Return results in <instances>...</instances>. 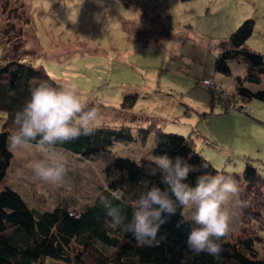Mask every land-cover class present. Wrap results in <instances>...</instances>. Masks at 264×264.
Returning <instances> with one entry per match:
<instances>
[{
    "label": "rangeland",
    "instance_id": "obj_1",
    "mask_svg": "<svg viewBox=\"0 0 264 264\" xmlns=\"http://www.w3.org/2000/svg\"><path fill=\"white\" fill-rule=\"evenodd\" d=\"M248 18L255 25L247 44L264 54V0H0V66L26 63L60 85L74 86L90 106L102 110L101 127L128 126L134 136L131 142L113 141L106 155L81 158L63 152L71 169L64 185L38 181L30 162L40 153L13 150L8 139L13 156L0 190L18 192L38 212L58 205L82 210L107 186L108 176L116 178L106 171L114 157L140 161L154 156L157 137L151 133L141 139L138 131L149 121L133 122V114L157 117L165 133L191 136L219 171L241 173L250 162L264 174V100H245L241 108L230 104L226 110L212 91L221 86L219 93L236 98V77L246 76L245 63L231 61V76L216 73L210 43ZM203 80L215 84L204 86ZM244 86L264 90V76L259 84ZM128 94H137L136 103L122 108ZM5 117L0 111V131ZM241 194L229 205L230 241L254 236L253 246L263 257L264 215L249 212L250 220H243ZM182 216L191 220L187 209ZM225 255L227 264H251L234 248ZM44 264L56 263L47 259Z\"/></svg>",
    "mask_w": 264,
    "mask_h": 264
},
{
    "label": "trees",
    "instance_id": "obj_2",
    "mask_svg": "<svg viewBox=\"0 0 264 264\" xmlns=\"http://www.w3.org/2000/svg\"><path fill=\"white\" fill-rule=\"evenodd\" d=\"M254 25L253 19H245L226 38L210 43L215 53L213 68L216 73L231 76V61L239 64L243 61L246 67L244 79L236 77V91L233 92L236 98L229 99V93H219L221 86L212 88L213 97L225 105L226 110L230 104L241 108V102L245 100H264V90L252 91L244 86V82L259 84L260 76H264V54H259L262 60L255 64L246 58L248 53H255L247 44ZM43 82L54 87L61 86L44 71L26 63L11 61L0 66V111L6 113L0 131V181L13 156L7 142L8 137L17 130L15 114L30 99L31 90ZM136 100L137 94L125 95L121 107L131 108ZM155 118L135 114L130 118L133 122L149 121L138 132L143 140L151 133L156 135L154 156L167 154L173 160L179 157L193 166L196 171L190 173L186 181L192 186H195L197 177L204 173L216 175L219 172L232 176L241 185L243 220H250L251 214L264 215V174L250 162L245 163L241 173L217 170L203 158L191 136L165 133L157 125L158 118ZM133 140L128 126L123 125L118 129L100 127L90 136L82 135L67 143H57L55 147L81 158H90L110 153L108 146L113 141ZM149 165V160L114 157L106 169L107 172H115L116 178L110 179L108 176L107 186L99 193L111 199L110 190L119 191L121 199L113 203L123 209L128 221L131 220L136 199L144 191L145 181L162 189L166 187L160 183L159 174L152 175L154 166ZM182 209L177 205L175 215L165 216L167 222L161 226L157 237L163 236L164 240L158 247H141L130 233L109 226V218L99 203L98 195L92 204L75 212L63 205L38 212L30 208L18 192L4 187L0 190V264H44L47 259L56 264H227L225 254L232 248L239 255L249 256L251 264H264V256L259 257L253 246L254 236L249 235L234 241H230L229 236L217 241L223 249L219 261L206 252L194 254L187 246L193 224L182 216Z\"/></svg>",
    "mask_w": 264,
    "mask_h": 264
},
{
    "label": "clouds",
    "instance_id": "obj_3",
    "mask_svg": "<svg viewBox=\"0 0 264 264\" xmlns=\"http://www.w3.org/2000/svg\"><path fill=\"white\" fill-rule=\"evenodd\" d=\"M215 84V83H214ZM74 86L54 87L47 82L31 90L30 99L22 110L15 114L16 131L8 137L10 148L25 150L35 148L40 158L30 162L34 177L43 183L64 185L70 172L68 157L55 147L80 136H90L103 123L102 110L90 106ZM152 175H160L162 189L156 184L144 182L142 191L135 201L131 220L123 209L113 201L121 199V193L110 190L111 199L98 193V200L109 218L110 227L121 228L130 233L138 246L158 247L164 240L158 233L167 221L165 216L176 214L177 205L191 212V228L187 246L194 254L208 253L220 260L223 251L221 239L231 231L232 214L229 205L238 200L241 188L230 175L204 173L197 177L195 186L186 181L196 169L177 157L167 154L150 156Z\"/></svg>",
    "mask_w": 264,
    "mask_h": 264
},
{
    "label": "water",
    "instance_id": "obj_4",
    "mask_svg": "<svg viewBox=\"0 0 264 264\" xmlns=\"http://www.w3.org/2000/svg\"><path fill=\"white\" fill-rule=\"evenodd\" d=\"M246 58L253 64L261 62L262 56L256 53H248Z\"/></svg>",
    "mask_w": 264,
    "mask_h": 264
},
{
    "label": "built area",
    "instance_id": "obj_5",
    "mask_svg": "<svg viewBox=\"0 0 264 264\" xmlns=\"http://www.w3.org/2000/svg\"><path fill=\"white\" fill-rule=\"evenodd\" d=\"M202 83L208 87H211V88L214 86V84L211 80H203Z\"/></svg>",
    "mask_w": 264,
    "mask_h": 264
},
{
    "label": "crops",
    "instance_id": "obj_6",
    "mask_svg": "<svg viewBox=\"0 0 264 264\" xmlns=\"http://www.w3.org/2000/svg\"><path fill=\"white\" fill-rule=\"evenodd\" d=\"M212 42V41H211ZM219 81H221V79H219Z\"/></svg>",
    "mask_w": 264,
    "mask_h": 264
}]
</instances>
